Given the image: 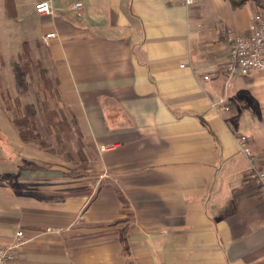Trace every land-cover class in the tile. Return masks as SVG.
Segmentation results:
<instances>
[{
	"label": "crops",
	"instance_id": "1",
	"mask_svg": "<svg viewBox=\"0 0 264 264\" xmlns=\"http://www.w3.org/2000/svg\"><path fill=\"white\" fill-rule=\"evenodd\" d=\"M38 1L0 0L1 22L58 80L54 108L81 137L70 133L52 162L0 115V166L26 158L35 168L16 161V180L88 192L38 199L0 167V246L17 229L26 237L14 264H264V200L238 145L248 135L264 170V72H224L226 31H245L256 4L45 0L52 11L38 14ZM70 141L83 145L82 168L68 163Z\"/></svg>",
	"mask_w": 264,
	"mask_h": 264
},
{
	"label": "rangeland",
	"instance_id": "2",
	"mask_svg": "<svg viewBox=\"0 0 264 264\" xmlns=\"http://www.w3.org/2000/svg\"><path fill=\"white\" fill-rule=\"evenodd\" d=\"M2 18L3 17L0 16V115L4 119L5 122L7 121L11 125H14V127L18 131L17 127L13 123V118L16 116L17 107L21 109V113H22L25 104H31L34 107V110L36 111V118L40 120L39 111L45 110V109H47V111L49 109L55 110L54 105L56 104V99L53 100V99L47 98V95L41 89L42 87H41V84L39 83L38 75L36 71L33 72L32 76H29L26 74L24 77V82H22V84H18L14 76L15 75L14 67L15 65H17V63H21V62L24 63L25 58H23V56L21 57L19 56V54L23 51L22 47L19 48V50L17 49V47L13 48L14 43L11 40V37L12 36L14 37V34L11 35L8 33V31L6 32V30L8 29L9 31L12 30L10 28L11 25L10 24L4 25L1 22ZM16 35L18 36V34ZM3 42L9 45V49H6V46L3 44ZM29 55H30L31 60L33 59L37 60V58L35 57L38 54L36 55V53H34L32 49H29ZM38 60L40 61L42 67H46L42 59L38 58ZM31 66L33 65L31 64L30 67ZM46 74L47 76L51 78L53 77L48 71L46 72ZM58 117L62 119L60 115H58ZM37 131H39L41 135V142L46 143L47 150H44L40 146V143H41L40 141H32V142L35 143L38 147L42 148L44 151L53 155V156L48 155L46 157V160H48V157L50 158L52 157L53 158L52 162H56V163L60 162V157L59 155H56L58 153L57 152L55 153V151L57 148L60 150L62 146L57 142L54 134L48 136L45 129L41 126H38ZM72 132H74V130ZM0 135H2L1 132H0ZM60 137L61 139H63L61 134H60ZM65 145L66 146L69 145L68 149L71 148L72 150V152H69L68 154L69 159H70L68 162L69 165H71L72 168H76L77 166H79L78 168H82L83 167L82 162L84 160H87L86 159L87 154H85L84 156L82 151L79 149L83 145L80 144V142L77 144V143H71V141L68 143V145L67 144ZM77 145L79 146V148ZM76 150L80 153L77 154ZM80 154L82 155V157L78 156ZM56 156L59 157V159ZM63 157L67 159L65 155H63ZM5 160L7 163H1L0 167L2 168L4 172L8 173V175H5V179H7L9 183L14 184V186L17 189H20L25 192H30V193L33 191H38L41 193H46V192L51 193L52 192L51 195H55V197H58L60 195L61 192L59 190L52 191V190L39 189L38 187L29 186V185H35V184H27V183H24V181L22 182V181L16 180L19 174L22 173L23 171L24 172H26L25 170L31 171L35 168L34 165L29 164V162L26 161L28 159L24 158V160L20 162V160H17L15 156L13 157V155L10 154V155L5 156ZM16 161H18L19 163L17 164V168H19L20 173H17L15 175L13 174L14 173L13 170L15 169V167H13V164L16 163ZM68 189H75V188H68Z\"/></svg>",
	"mask_w": 264,
	"mask_h": 264
},
{
	"label": "built area",
	"instance_id": "3",
	"mask_svg": "<svg viewBox=\"0 0 264 264\" xmlns=\"http://www.w3.org/2000/svg\"><path fill=\"white\" fill-rule=\"evenodd\" d=\"M169 3L181 2L186 6L193 5L196 0H166ZM82 4L76 2L74 9H81ZM34 9L38 14H50L52 8L48 1L39 0L35 3ZM56 37L53 31L43 35V43L48 45ZM226 39L230 43V58L224 66V72L228 80L234 76L246 77L255 71L264 72V0L263 5L257 8L250 19L245 31L236 32L232 29L226 31ZM203 80H208L209 75L202 76ZM225 99H220L216 104L223 111H229L230 107L224 103ZM238 145L242 153L248 159L250 167L245 173L244 179L252 184L264 200V170L256 164V157L249 143V136L241 134L238 137ZM100 149L106 150L107 146H101ZM26 242L25 234L22 229H17L12 238L0 246V264H14L19 250Z\"/></svg>",
	"mask_w": 264,
	"mask_h": 264
},
{
	"label": "trees",
	"instance_id": "4",
	"mask_svg": "<svg viewBox=\"0 0 264 264\" xmlns=\"http://www.w3.org/2000/svg\"><path fill=\"white\" fill-rule=\"evenodd\" d=\"M234 6H241L245 2L249 0H230ZM257 7L263 5V0H252ZM29 47L26 42L22 43V52L19 56H23L25 58L24 63H17L14 67V76L18 84H22L24 82L25 75L32 76L33 72L36 71L38 75L39 83L41 84V89L47 95V98L56 99V101L60 100V93L58 89V80L54 77L47 76V69L41 66L40 61L37 59L31 60L29 55ZM33 65L30 67V65ZM16 116L13 118V123L18 129V134L23 141H40L41 135L39 131H37L38 126H41L45 129L47 135L55 136L58 143H61L63 140L68 141L70 137V133L74 130V133L81 137V133L78 128V124L75 120V117L72 116L70 120L60 119L58 117L57 111L54 109L40 110V120L36 118V111L31 104H25L23 112L21 113V109L19 107L16 108ZM60 134L63 139H61ZM40 146L47 150L46 143H40ZM61 193L58 197L55 195H51V193H41L38 191L31 192L38 199L49 200L53 198H63L66 195H72L80 192H88V188L85 187L83 190L77 189H64L59 190ZM120 240L123 242V249L127 253L128 249L125 245V239L123 238V233L121 232Z\"/></svg>",
	"mask_w": 264,
	"mask_h": 264
}]
</instances>
